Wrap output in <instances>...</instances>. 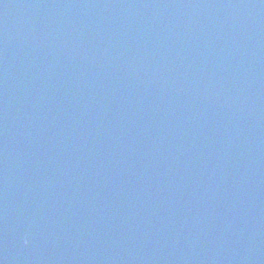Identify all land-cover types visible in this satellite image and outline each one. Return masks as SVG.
<instances>
[{"label": "water", "instance_id": "obj_1", "mask_svg": "<svg viewBox=\"0 0 264 264\" xmlns=\"http://www.w3.org/2000/svg\"><path fill=\"white\" fill-rule=\"evenodd\" d=\"M0 264H264V0H0Z\"/></svg>", "mask_w": 264, "mask_h": 264}, {"label": "clouds", "instance_id": "obj_2", "mask_svg": "<svg viewBox=\"0 0 264 264\" xmlns=\"http://www.w3.org/2000/svg\"><path fill=\"white\" fill-rule=\"evenodd\" d=\"M25 243H27V241H25Z\"/></svg>", "mask_w": 264, "mask_h": 264}]
</instances>
